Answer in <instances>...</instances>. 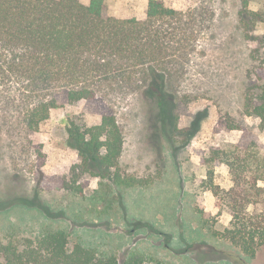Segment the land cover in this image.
I'll return each mask as SVG.
<instances>
[{"label":"rangeland","instance_id":"obj_1","mask_svg":"<svg viewBox=\"0 0 264 264\" xmlns=\"http://www.w3.org/2000/svg\"><path fill=\"white\" fill-rule=\"evenodd\" d=\"M148 1L104 0L103 15L144 22ZM159 1L177 15L152 23L164 37L157 64L113 63L112 76L100 74L86 83L96 91L93 100L68 104L63 90L32 84L0 63V243L8 234L35 237L43 225H51L67 228L70 243L81 239L119 259L135 250L169 264H231L226 258L240 254L220 237L230 216L202 189L201 158L210 148L249 141L264 152L259 120L242 115L246 88L264 81V51L256 52L257 43L239 25L242 0ZM248 7L264 11V0H249ZM263 34L264 23L252 37ZM150 69L164 76L165 91L175 101L168 125L146 96ZM53 97L60 107L31 128L32 109ZM104 115L115 117L122 133L121 173L149 185L123 190L120 203L98 217L88 201L61 187L79 163L77 152L66 145L67 121L91 125ZM227 123L246 131L227 130ZM214 171V183L228 190V168L217 165ZM99 181L79 179L87 196ZM19 200L44 206L52 219L13 206ZM245 264H264V247Z\"/></svg>","mask_w":264,"mask_h":264},{"label":"trees","instance_id":"obj_2","mask_svg":"<svg viewBox=\"0 0 264 264\" xmlns=\"http://www.w3.org/2000/svg\"><path fill=\"white\" fill-rule=\"evenodd\" d=\"M248 5L249 0L241 1L239 25L245 37L257 43L256 52L264 51V34L252 37L257 26L264 23V11L250 10ZM103 12L104 0H88L85 4L81 0H0V50L7 51L5 55L0 52V63L6 71L32 84H50L63 90L68 104L95 99L96 91L86 83L100 74L112 76L116 72L112 65L119 60L133 65L157 64L164 37L152 23L174 19L175 10L159 0H149L144 22L104 17ZM150 76L146 96L161 110L168 125L174 98L165 91L163 75L150 69ZM59 107L57 97L39 103L28 116L31 128L36 129L50 110ZM242 115L258 119L257 130L264 132V81L246 88ZM67 122L66 145L77 152L79 163L72 166L61 188L88 201L94 215L101 217L112 211L115 203H120L123 190L149 185V181L121 173L123 137L115 117L104 115L91 125L73 119ZM226 128L246 131L232 123ZM201 159L206 170L202 189L212 193L215 208L230 216L220 237L240 253L226 261L245 264L264 247V152L257 142L249 141L210 148ZM217 165L228 168V190L214 183ZM83 176L100 180L89 196L79 183ZM15 205L35 209L52 219L42 205L25 200ZM70 235L67 228L51 225H43L35 237L8 234L0 243V264H169L135 250H127L119 259L81 239L70 243Z\"/></svg>","mask_w":264,"mask_h":264}]
</instances>
